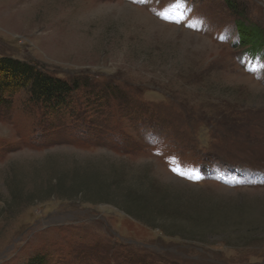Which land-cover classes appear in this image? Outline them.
<instances>
[{
  "label": "rangeland",
  "instance_id": "obj_1",
  "mask_svg": "<svg viewBox=\"0 0 264 264\" xmlns=\"http://www.w3.org/2000/svg\"><path fill=\"white\" fill-rule=\"evenodd\" d=\"M239 19L264 30V0H0V56L77 85L0 95V264H264Z\"/></svg>",
  "mask_w": 264,
  "mask_h": 264
},
{
  "label": "trees",
  "instance_id": "obj_2",
  "mask_svg": "<svg viewBox=\"0 0 264 264\" xmlns=\"http://www.w3.org/2000/svg\"><path fill=\"white\" fill-rule=\"evenodd\" d=\"M230 4V3H229ZM234 8L233 4H230ZM240 41L250 50L264 51V30L246 24L245 20L237 22ZM22 88L31 92V97L45 102L54 100V105L64 102L66 95L77 89L76 82L56 77L34 63L17 57L0 56V95L14 93Z\"/></svg>",
  "mask_w": 264,
  "mask_h": 264
}]
</instances>
